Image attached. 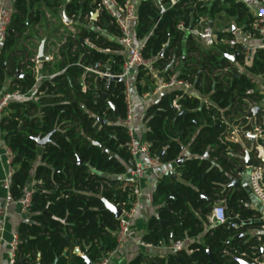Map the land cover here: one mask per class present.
Masks as SVG:
<instances>
[{"label":"trees","instance_id":"16d2710c","mask_svg":"<svg viewBox=\"0 0 264 264\" xmlns=\"http://www.w3.org/2000/svg\"><path fill=\"white\" fill-rule=\"evenodd\" d=\"M63 1L68 18L75 15L82 20L99 11L95 26L109 35L79 26L80 37L70 38L59 50L61 60L55 66L59 72L40 83L38 100H12L4 110L0 128L15 154L12 197L19 198L25 186L33 188L29 218L17 229L20 243L14 264H53L55 260L56 264H88L84 255L95 264L107 258L117 247L119 220L102 207L108 201L127 210L137 192L136 183L120 178L127 171L130 157L127 130L123 123H116L126 114L125 84L122 80L107 81L86 70L99 64L97 69L105 71L108 65L113 75L121 74L125 55L119 42L120 31L97 3ZM39 3L48 8L60 5L58 0L53 4L49 0H16L11 32L0 53L1 88H19L25 93L35 84L32 69L27 68H32L30 60L35 56L15 47L30 25L41 21L43 12L35 8ZM182 4L161 12L152 0L137 2L135 39L148 37L143 54L152 60L158 74L162 73L161 78L172 75L169 65L180 54L184 33L177 30L178 23L184 21L190 26L199 21H189L186 16L190 9H181ZM196 7L203 10L201 3ZM246 11L244 3L230 2L229 14L239 13L237 19L244 23L255 20ZM85 39L93 45L86 44ZM187 42L193 50L197 48L192 35ZM223 60L213 55L195 59L179 77L201 87L216 80L212 69L221 68ZM209 65L210 73H205ZM259 74L264 75L262 50L255 53L247 72L233 75L227 86L215 83L217 87L209 91L212 104L182 95L178 103L186 112L179 113L173 101L181 92L174 90L160 94L148 107L144 138L153 155L163 163L176 162L186 146L189 155L177 166L181 180L171 175L159 179L154 193L157 214L149 219L142 241L153 246L190 241L176 253L155 256L142 264H239L238 257L251 260L260 256L264 235L261 242L256 237L239 235L260 223L253 211L242 206L246 192H230V175L238 166V158L230 151L240 146L225 139L229 125L223 122L224 115H231L232 121L239 115L246 121L248 101L262 100L250 92L254 88L252 77ZM156 83L157 79L146 70L137 71L134 85L140 95L153 90ZM99 119L107 122L103 124ZM46 135L50 140L38 146L36 138ZM38 158L41 162L35 164ZM221 200L232 221H245L242 228L235 230L229 222L210 226L209 215ZM197 237L200 240H192ZM76 247L82 255L74 251ZM138 263L140 257L129 262Z\"/></svg>","mask_w":264,"mask_h":264},{"label":"crops","instance_id":"0c3cea01","mask_svg":"<svg viewBox=\"0 0 264 264\" xmlns=\"http://www.w3.org/2000/svg\"><path fill=\"white\" fill-rule=\"evenodd\" d=\"M157 8L164 12L167 9H170L167 2L168 0H152ZM230 2L234 3H244L248 7V11L252 14L254 18H256V10L259 4L254 0H229ZM228 0H182L183 2L181 9L185 6L189 7L190 11L187 14V18L189 21H193L194 18H198L199 21L193 23L190 26L192 28H202L206 25L213 27L216 33V42L212 46H207L200 42L196 36L191 32H185L182 43L180 44L179 50L180 54L173 58L172 63L169 65V71L172 74H177L178 76L182 74L185 70L189 69L192 64H194L195 59H206L207 56L213 55L220 59L224 58L222 62V67L215 69L213 67L212 71L216 75H219L218 78L214 76L216 80L213 82H208L205 85H201V87H194L190 90V96H195L200 98L203 102L207 105L212 104L210 101V92L215 86V83H222L224 86L228 85V79L231 81L232 76L235 74H241L247 72V68L250 67L252 63L246 65L244 63V57L246 53L252 51V49L260 43V39L256 30L253 29V22L244 23V21H239L237 18L239 13L235 16H232L228 13V8L230 2ZM59 6L56 8L63 7L64 15L62 16V24H58L56 28H45L40 27L39 24L41 23L43 18L54 19L55 16L48 10H44L42 19L39 23L34 26L39 32L40 36H42V40L35 50V54H31V56H37L39 47L42 41H45L44 44V55L47 56V60L44 62H39L38 70L40 74L47 75L48 77H52L56 73H58L59 69H55L56 64L61 60V56L59 54V50L55 49L54 45L59 43L61 40H66V42L71 38L72 40L75 38H79L81 34L80 27H85L87 29L94 28L96 31L101 32L102 34L108 36L106 30L101 29L98 26H95V21L98 18L99 11L93 12L91 16L85 15L82 20L75 17L73 15L71 18H68L65 13V1H58ZM61 2V3H60ZM136 2H140V0H136ZM197 3H201L203 6V10L200 11L196 5ZM16 0H0V6L5 5L9 7H15ZM47 7V6H46ZM48 8V7H47ZM247 14V13H246ZM248 16V14H247ZM160 17L158 18V20ZM158 22V21H157ZM137 21L132 25L133 31H135V26ZM178 30V29H177ZM28 31V30H27ZM181 31V30H179ZM192 35L194 37V41L196 42V49H192L191 46L188 45V36ZM148 37H145L141 40L136 39L137 44H142ZM83 41V39H81ZM28 41H37V38H29ZM86 44L93 45L89 39L84 40ZM66 44V43H65ZM64 44V45H65ZM243 47L246 49L239 55L235 60L230 59L226 55H233L236 52H239ZM75 50V48H73ZM2 50V45H0V53ZM254 61V60H253ZM99 64H95V68H97ZM209 70L205 69V73H210L212 66H208ZM52 69V71H50ZM53 72V73H52ZM162 75V73H160ZM137 71L133 72L131 76V80L134 83L136 80ZM165 79V78H163ZM167 79V78H166ZM229 81V83H230ZM252 81L254 83V88L250 91L251 93H255L256 96L259 95L262 97V100L257 101L253 99L252 101H248L249 105L252 104H260L264 103V75H254L252 77ZM158 82V80H157ZM208 84H211L208 86ZM9 84L6 85L8 87ZM38 86L34 88L33 94L37 93ZM203 88H206L203 89ZM3 89V88H0ZM85 89V87L83 88ZM1 91V90H0ZM136 95V94H135ZM160 96V95H159ZM158 96V97H159ZM143 97V96H142ZM153 99H145L141 98L142 101H138L137 97L135 99V110H134V120L136 131L140 130L142 125L138 124L139 119L142 117L141 114L146 108L153 103V101L158 100L159 98ZM29 99H32V94L30 95ZM146 106V107H145ZM249 107V106H248ZM262 115H256L254 117H247L248 108L246 110V121L242 119V116L236 115L234 120H230L231 115L223 117V122L229 125V131L225 134V139L235 144H239L240 149L236 151H230L231 154L238 158V166L236 167V173H232L231 177H234L238 180L237 185L231 186L230 192H234L236 190H244L246 192V200H242V206L247 208L249 211H253L255 213L256 221L260 223L259 226H252L246 228L244 231H241L243 235L247 236L248 239L252 237L258 238V236L264 235V229L261 228L263 221L261 219L262 215L264 214V206L260 203V201L256 198V196L252 193L250 186H249V172L254 165H257L262 162L264 158V138L259 140L258 142L247 139L244 137L243 133L247 130L254 131L257 128L264 127V108ZM224 112V111H223ZM148 128H144L143 132L147 131ZM144 132V136H145ZM4 133L0 128V143L4 142ZM144 136L142 138H144ZM189 155L188 150H184L181 157H185ZM249 156L252 165H247L246 157ZM40 158L36 161L35 164H39ZM176 162H169L163 163L161 166H155L148 173L145 177L136 182V190L142 191L144 193L150 192L155 193L158 181L164 175H171L172 177H177L180 179V173L177 170ZM242 168L243 171L239 172L238 170ZM0 175L4 176V165L2 160H0ZM175 175V176H174ZM121 179H126L130 181L128 175L125 173L120 176ZM230 184V182H229ZM230 186V185H229ZM7 195L4 188L0 190V227L2 228V232L0 233V264H12L11 262V249H10V240L12 238V234L17 231L19 225L28 220L29 212L23 213L16 202L10 200L9 204L7 205ZM219 203H223L225 206L226 204L224 201H218ZM217 203H215L216 205ZM214 205V206H215ZM227 207V206H226ZM158 205H155L154 202L150 203L148 200L143 197L140 205L138 206V210L136 212L135 218L132 221L130 236L127 242L125 243L123 248H117L109 255V262L107 264H129L136 257H140V263H144L147 259L153 258L155 256H166L169 253H174L169 249L168 245H160V246H153L147 244L142 241L144 234L147 231L148 221L149 219L157 214ZM250 222V221H247ZM245 223V221H244ZM211 226V223L209 221ZM201 237L194 238L192 240H200ZM190 240H186L187 242ZM258 241V239H257ZM263 247H261L262 249ZM75 251V250H74ZM260 253V252H259ZM78 254L82 253L79 251ZM264 254V253H263ZM262 254H260L261 256ZM253 261V259H251Z\"/></svg>","mask_w":264,"mask_h":264},{"label":"built area","instance_id":"2783aa9c","mask_svg":"<svg viewBox=\"0 0 264 264\" xmlns=\"http://www.w3.org/2000/svg\"><path fill=\"white\" fill-rule=\"evenodd\" d=\"M94 3L99 5L101 10H104L109 16L112 22L116 24L120 31L119 42L122 45V52L125 55V60L123 63V70L118 76L121 77V80L124 82L126 90V101L127 109L126 114L123 119V125L128 133V146L130 157L127 160V171L126 174L130 181L136 183L141 181L149 170L155 166H161V162L155 155H153L150 145L145 141V138L140 139L134 130V111L131 103V76L133 72L138 71L139 69H144L150 75L158 80L156 86L153 90L144 92L142 94L145 99H153L158 97L164 92H171L174 90H179L181 95L177 96L173 101V106L177 111H181L182 107L178 103V100L182 95H189L190 90L193 88V84L186 80L180 78L177 74H172L167 79H163L158 74L157 69L153 66L152 60L145 57L143 54V49L145 47L146 41H143L142 44H137L133 27L132 25L138 21V11H137V2L136 0H91ZM163 1V0H160ZM182 0H168L167 4L169 8H173ZM259 6L256 10V18L252 24L253 29L258 33L260 43L258 46L254 47L251 52L246 53L244 57V63L248 65L252 63L255 57V53L258 50L264 51V0H254ZM16 13L15 7H9L5 5L0 6V45H3L7 40L9 33L11 32V25L13 22L14 15ZM177 29L185 32L193 33L196 38L200 40L203 44L207 46H212L216 42V33L213 27L206 25L200 29L192 28L187 26L184 21H181L177 25ZM151 31L150 34H152ZM66 43V40H61L59 43L55 44V49L59 50ZM32 68L28 65V69H32L33 75L35 77V84L27 92L23 93L19 88H16L12 91H9L7 88L0 89V123L3 117L5 108L12 100H25L29 99L30 95L33 94L34 88L40 83L48 79L47 75L39 73L38 64L39 60L37 56L31 58ZM86 70L99 76L104 77L107 81L112 80L113 75L109 70L110 67L106 65L105 71H100L95 67H86ZM1 88V87H0ZM190 96V95H189ZM253 103V102H252ZM251 105H254L252 104ZM244 137L253 141L258 142L264 138V127L257 128L254 131L247 130L243 133ZM14 157L15 154L13 150L6 144V142L0 143V160H2L4 165V176L0 175V190L4 188L8 198L7 205L9 201L12 200L16 202L19 206V209L23 212H29L30 207L33 202V188L31 185L25 186L22 189V194L19 198L14 199L11 192V181L14 173ZM249 186L252 193L264 206V158L261 163L254 165L249 172ZM145 197L148 202H154V193H144L142 191H137L135 194V199L132 206L125 210L122 209L121 215L117 218L119 220V228L116 232L117 237V247L123 248L130 236V230L132 221L135 218L138 206L142 198ZM263 224L261 226L264 229V214L261 217ZM240 222L232 221L227 214V207L223 203L216 204L213 206L212 211L209 215V221L212 226L218 224L229 222L230 226L239 230L243 227L244 221L239 219ZM2 228L0 227V233ZM258 241H262V235L258 236ZM20 243V237L18 231H15L12 234L10 240V249H11V262L14 264L15 253ZM261 247L264 248V242H261ZM186 247V240H178L171 245L169 249L176 253ZM253 261L256 264H264V254L254 258ZM109 262V256L95 264H107Z\"/></svg>","mask_w":264,"mask_h":264},{"label":"rangeland","instance_id":"374dc122","mask_svg":"<svg viewBox=\"0 0 264 264\" xmlns=\"http://www.w3.org/2000/svg\"><path fill=\"white\" fill-rule=\"evenodd\" d=\"M53 1H55V0H49V2H52L51 4H53ZM60 1H62V0H60ZM35 8H38L41 11L48 10V12H51L52 14H54L53 16H55L53 20L49 19L47 17L43 18L41 23L39 24L40 27H45L46 29L49 28V27L56 28V26H58V24H62V16L64 15L63 7L55 8V7L52 6L50 8H47L44 3H39V5H35ZM34 37L37 38V41H28L29 38H34ZM41 40H42V36H40V34H39V32H37L36 28L34 26H30L28 31L26 33H24L18 39L15 48L17 50L21 51V52H29L30 55L31 54H35L36 53L35 50L38 48ZM131 84H132L131 103H132V108H133V111H134L135 110V99H136V97H137L138 101H140V100L142 101L143 97H142V95H140L137 92V90L135 88V85L132 82V80H131ZM38 98H39V95H37V93L32 94V100H38ZM145 112H146V108L144 109V111L142 112V114L140 116L142 118L139 119V122H138L139 125H141V122L143 121V118L145 116ZM116 123L122 125V123H123L122 118L118 119L116 121ZM135 123H137V118H136V122L134 120V130H135L136 135L140 139H142V137L144 136V132H145V131L143 132V130L147 126L146 119L144 118V122H142L140 130H138V131H136V129H135L137 127V124H136V127H135ZM184 150H187V146L185 147ZM217 204H219V202H217Z\"/></svg>","mask_w":264,"mask_h":264},{"label":"water","instance_id":"95a60500","mask_svg":"<svg viewBox=\"0 0 264 264\" xmlns=\"http://www.w3.org/2000/svg\"><path fill=\"white\" fill-rule=\"evenodd\" d=\"M156 21H158V18L156 19ZM44 44H45V41H42V43H41V45L39 47L38 55H37V58H38V60L40 62H44V61L47 60V56L44 55ZM245 49L246 48L243 47L239 52H236L233 55H226V56L229 57L232 60H235L239 55L242 54V52ZM112 80L121 81V77L120 76H113ZM112 107L116 110L115 114L117 115L118 114V110L115 108V106L113 104H112ZM263 108H264V103L262 105H260V104L249 105L248 112H247V117L250 118V117H254L256 115H262L263 114V110H262ZM185 112H186V110L182 109L179 113H183L184 114ZM99 120L102 121L103 124H105L107 122L105 119H99ZM49 140H50V136L49 135H46L43 138H36L37 144L40 147H43ZM183 159H184L183 157L179 158L176 161V163L180 164L183 161ZM246 160H247V165L251 166L252 162H251L249 156L246 157ZM238 171L242 172L243 169L240 168ZM237 183H238V180L236 178H234V177L230 178V184H229L230 186H233V185L236 186ZM201 195H202V197H205L204 193H202ZM102 208L103 209L106 208V209H109L110 211H112L115 214L116 218H118L121 215V213H122V209L120 207H118L117 205H115L113 203H110L108 201L105 202V206H103ZM44 213L47 214L48 212L45 210ZM235 221L240 222L239 219H236ZM239 235L242 236L243 233H240ZM79 251H80L79 248L76 247L75 248V252L79 253ZM208 252H210L209 249H208ZM263 253H264V248H262L260 250V254H263ZM64 254H66V252H64ZM84 258H85V260H86V262L88 264H92V261L87 257V255H84ZM236 259L238 260L239 264H256L254 261L248 260V259H245V258L238 257ZM56 262H57V260H55L53 262V264H56Z\"/></svg>","mask_w":264,"mask_h":264}]
</instances>
